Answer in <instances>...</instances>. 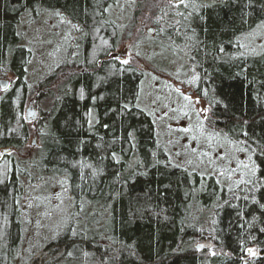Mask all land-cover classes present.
I'll return each mask as SVG.
<instances>
[{
	"label": "trees",
	"instance_id": "trees-1",
	"mask_svg": "<svg viewBox=\"0 0 264 264\" xmlns=\"http://www.w3.org/2000/svg\"><path fill=\"white\" fill-rule=\"evenodd\" d=\"M116 1L0 0V78L14 76L0 89V151L9 149L0 155V264H264V46L241 44L264 24V0H142L124 26L133 37L141 14L152 44L190 62L208 133L252 165L229 184L214 168L175 161L141 102L146 71L108 57L124 28L108 11ZM56 9L84 27L80 52L60 55L30 86L25 27ZM27 98L38 108L32 122ZM32 134L38 143L24 151ZM56 177L71 197L67 222L26 253L29 208Z\"/></svg>",
	"mask_w": 264,
	"mask_h": 264
},
{
	"label": "rangeland",
	"instance_id": "rangeland-1",
	"mask_svg": "<svg viewBox=\"0 0 264 264\" xmlns=\"http://www.w3.org/2000/svg\"><path fill=\"white\" fill-rule=\"evenodd\" d=\"M141 1L117 0L113 11L111 8L108 11L124 27L130 21L136 5ZM171 2L180 5L181 1ZM182 2L185 8L195 6L192 1L183 0ZM177 8L182 9L181 6ZM146 14L143 13V15ZM57 16L47 13L29 24L27 28L25 27L34 52L28 63L27 81L30 86L35 87L44 76L53 70L55 64L59 62L58 50L60 51L62 44H69L68 34L71 28ZM141 20L142 15L139 14L137 23H135L137 32L133 37L127 38L126 29L123 28L119 44L110 52L114 55L109 53L108 57H114L121 63L127 61L146 71L141 102L155 111L158 117L159 136L162 140L166 139V147L174 150L175 161L178 164L190 169L214 168L226 179L229 178L226 181L228 184L237 183L239 178L245 177L251 168L248 156L243 154L242 149L227 140L208 133V105L196 93L186 94L187 90H194L197 83L196 74L190 62L185 60L184 63L181 57L171 54L173 50L166 45L152 44L150 41L154 37L153 25L150 22L142 23ZM60 31L63 32V37L66 36L65 39H62ZM144 33H149L150 36L137 41L136 37ZM54 41L59 42L60 46H57ZM241 44L245 51H259L264 46V24L244 35ZM0 79H6L10 84L14 76L8 74ZM177 84H182V89H178ZM29 98L24 105L25 117ZM34 110L33 119L26 118L27 121L32 122L37 119L38 108L35 100ZM184 129H189V131L185 132ZM34 136L36 135L29 136L24 151L31 150L38 143L34 145L30 143ZM243 165L248 167L245 168ZM236 176L239 178L237 179ZM50 185L52 186L51 191L43 199V194L34 197L38 204L33 202L29 208V217L32 221L29 223L26 253L38 251L43 243L57 236L65 226L72 209L71 197L67 192L63 177L54 178Z\"/></svg>",
	"mask_w": 264,
	"mask_h": 264
},
{
	"label": "flooded vegetation",
	"instance_id": "flooded-vegetation-1",
	"mask_svg": "<svg viewBox=\"0 0 264 264\" xmlns=\"http://www.w3.org/2000/svg\"><path fill=\"white\" fill-rule=\"evenodd\" d=\"M172 4L177 5L178 3H172ZM53 14L55 16L58 15L57 18H60V20L62 22H66L71 28V32H70V34H68L69 35V40H70L69 44L68 43L67 44L66 43L62 44V46L60 47V51H59L60 55L61 56H65L66 55L67 56L68 53L69 54H73V53H75L77 51L80 52V47H79L80 44H81V40L80 39H82L85 36V33H86V31L84 30V27L80 26L77 21L69 20L68 16L65 13H63L62 11H59L58 9L53 11ZM55 32H56V30H55ZM60 35H61L62 39L66 38V36L63 37V32L62 31H60ZM57 39H58V36H57ZM59 46H60V44H59ZM111 55H114L113 52H112ZM176 56L178 57L179 55H176ZM110 58H114V57H110ZM180 73H182V72H180ZM177 88L178 89H182V84H177ZM194 93H196L195 90H187L186 91L187 95H193Z\"/></svg>",
	"mask_w": 264,
	"mask_h": 264
},
{
	"label": "water",
	"instance_id": "water-1",
	"mask_svg": "<svg viewBox=\"0 0 264 264\" xmlns=\"http://www.w3.org/2000/svg\"><path fill=\"white\" fill-rule=\"evenodd\" d=\"M173 2H178V1H181V0H171ZM9 85V81L6 80V79H0V89L1 90H4L8 87ZM6 86V87H5ZM34 98H31L29 100V103H28V107L26 109V118L28 120H32L33 117H34V113H35V110H34ZM36 136H34V139L30 142L32 145L36 144L37 143V140H36ZM6 151H9V149H4V150H1L0 151V155L3 153V152H6Z\"/></svg>",
	"mask_w": 264,
	"mask_h": 264
},
{
	"label": "snow or ice",
	"instance_id": "snow-or-ice-1",
	"mask_svg": "<svg viewBox=\"0 0 264 264\" xmlns=\"http://www.w3.org/2000/svg\"><path fill=\"white\" fill-rule=\"evenodd\" d=\"M182 2V0H181ZM124 63H127V61H124ZM6 87V86H5ZM187 99V97H186ZM185 132L189 131V129H184ZM206 155V153H205ZM245 168H247L248 166L247 165H243ZM254 174V173H253ZM246 181H244L243 179L240 180V183H245ZM248 252L251 254L252 253V249H248Z\"/></svg>",
	"mask_w": 264,
	"mask_h": 264
}]
</instances>
